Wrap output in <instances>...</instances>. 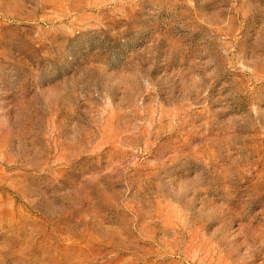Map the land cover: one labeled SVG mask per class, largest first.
<instances>
[{"label": "rangeland", "instance_id": "obj_1", "mask_svg": "<svg viewBox=\"0 0 264 264\" xmlns=\"http://www.w3.org/2000/svg\"><path fill=\"white\" fill-rule=\"evenodd\" d=\"M0 264H264V0H0Z\"/></svg>", "mask_w": 264, "mask_h": 264}]
</instances>
